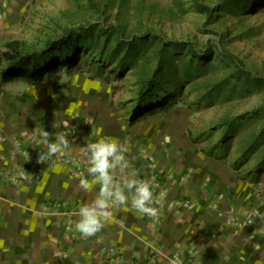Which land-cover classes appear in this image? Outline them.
<instances>
[{"label":"rangeland","instance_id":"374dc122","mask_svg":"<svg viewBox=\"0 0 264 264\" xmlns=\"http://www.w3.org/2000/svg\"><path fill=\"white\" fill-rule=\"evenodd\" d=\"M199 1L208 10L198 0H5L1 56L9 42L42 50L69 30L94 26L78 66L61 67L60 79L44 81L61 92L63 106L79 107L91 136L116 138L127 154L198 150L229 162L264 197V111L251 118L264 109V85L250 84L254 77L264 81V0H247L245 7ZM180 42L182 50L170 47ZM159 60L165 68L158 77L168 88L159 92L164 102L173 99L152 110L138 97ZM165 135L171 143H162Z\"/></svg>","mask_w":264,"mask_h":264},{"label":"crops","instance_id":"0c3cea01","mask_svg":"<svg viewBox=\"0 0 264 264\" xmlns=\"http://www.w3.org/2000/svg\"><path fill=\"white\" fill-rule=\"evenodd\" d=\"M0 0V264H264V197L229 162L198 152L128 153L130 168L153 186L155 216L114 206V220L84 237L74 225L81 203L94 197L83 146L91 127L61 92L24 77L2 81L7 59L6 4ZM7 48V47H6ZM5 61V66H2ZM51 86V85H50ZM53 86V85H52ZM70 127L63 128L62 121ZM41 125L67 131L70 145L37 159ZM60 125V127H56ZM72 165V166H71ZM23 174V175H22ZM243 257V259H241Z\"/></svg>","mask_w":264,"mask_h":264},{"label":"clouds","instance_id":"9594fccd","mask_svg":"<svg viewBox=\"0 0 264 264\" xmlns=\"http://www.w3.org/2000/svg\"><path fill=\"white\" fill-rule=\"evenodd\" d=\"M62 126L68 129L69 120L62 121ZM68 134L67 131L53 133L41 125L36 139L30 144L39 148L37 159L48 161L67 149L71 143ZM171 141V135L162 138L164 144ZM127 151V147L116 138L88 140L83 146L87 175L80 178L79 186L95 194L90 201L81 203L76 212L78 219L74 227L82 236H94L112 222L114 215L111 209L114 206H121L126 211L135 210L147 216L157 214V200L149 181L135 174L125 175L120 180L115 177L117 171L124 174L130 168Z\"/></svg>","mask_w":264,"mask_h":264},{"label":"trees","instance_id":"16d2710c","mask_svg":"<svg viewBox=\"0 0 264 264\" xmlns=\"http://www.w3.org/2000/svg\"><path fill=\"white\" fill-rule=\"evenodd\" d=\"M233 5L246 6L247 0H232ZM197 5L208 10V7L198 0ZM211 13H209L210 15ZM94 26L89 28L81 27L75 30H69L65 35L57 40L50 41L42 50H24L19 47L18 42L7 43V49L4 56L7 59L6 68L2 75V81H7L16 77H24L31 84H40L45 81L46 77L49 79L57 80L61 78L60 74H56L58 69L65 67L67 71L78 66L77 54L83 53L85 48L91 45V38L94 36ZM186 42L172 43L170 47H174V50L180 51L184 48ZM94 49V48H93ZM92 49V50H93ZM98 50V48H96ZM128 50L132 51L131 43H128ZM215 53H220L219 48H215ZM198 60L201 58V52L197 51L193 54ZM133 56L132 52L129 54V58ZM112 55H108V59H112ZM222 57H224L222 55ZM161 59V58H160ZM165 68V63L159 60L158 65L154 71V75L145 82L139 90V102L141 105L146 106L149 103H153L154 109L166 108L172 101V97L168 99V102H164L167 98H163L161 90L168 89L162 85L163 78L158 77L159 72ZM237 72H242L239 66L236 68ZM250 84L254 86L264 85V81H259L258 78H251ZM178 87V83L174 82L172 88L175 90ZM170 106V105H169ZM264 109L258 108L251 113V118L257 114L262 113ZM250 115V114H249ZM257 140V139H256ZM256 140L250 147L254 149L256 147ZM254 147V148H253ZM251 149V148H250ZM249 149V151H250Z\"/></svg>","mask_w":264,"mask_h":264},{"label":"built area","instance_id":"2783aa9c","mask_svg":"<svg viewBox=\"0 0 264 264\" xmlns=\"http://www.w3.org/2000/svg\"><path fill=\"white\" fill-rule=\"evenodd\" d=\"M173 257L174 258H176V260L177 259H179L180 261H181V264H184L185 262H186V258H185V256L183 255V252L182 253H175L174 255H173ZM184 262V263H183Z\"/></svg>","mask_w":264,"mask_h":264}]
</instances>
